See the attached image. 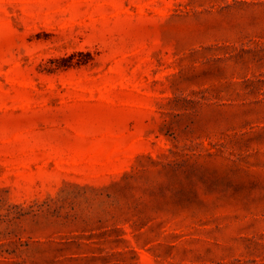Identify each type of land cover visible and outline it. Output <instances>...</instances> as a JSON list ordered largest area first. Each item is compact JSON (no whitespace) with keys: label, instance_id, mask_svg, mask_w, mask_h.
Masks as SVG:
<instances>
[{"label":"rangeland","instance_id":"obj_1","mask_svg":"<svg viewBox=\"0 0 264 264\" xmlns=\"http://www.w3.org/2000/svg\"><path fill=\"white\" fill-rule=\"evenodd\" d=\"M0 264H264V0H0Z\"/></svg>","mask_w":264,"mask_h":264}]
</instances>
